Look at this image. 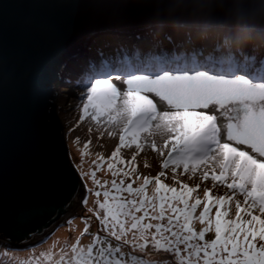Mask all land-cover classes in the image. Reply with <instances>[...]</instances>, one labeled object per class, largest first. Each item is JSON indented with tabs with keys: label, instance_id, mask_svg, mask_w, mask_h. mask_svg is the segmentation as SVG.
<instances>
[{
	"label": "snow or ice",
	"instance_id": "6c2138e0",
	"mask_svg": "<svg viewBox=\"0 0 264 264\" xmlns=\"http://www.w3.org/2000/svg\"><path fill=\"white\" fill-rule=\"evenodd\" d=\"M259 72L256 79L206 70L90 77L80 94V121L90 118L104 130L101 136L118 138L109 157L93 161L90 174L100 190L87 212L104 234L91 233V218L82 217L81 237L92 235L91 243L82 246L77 238L58 259L53 251L41 253L47 264H264V68ZM146 151L158 159L156 175L139 173L137 157ZM106 159L110 185L96 178ZM143 166L150 167L147 158ZM169 173L177 186L165 183ZM136 180L142 183L134 187ZM125 245L133 251L125 253ZM21 264L41 261L33 256Z\"/></svg>",
	"mask_w": 264,
	"mask_h": 264
},
{
	"label": "water",
	"instance_id": "95a60500",
	"mask_svg": "<svg viewBox=\"0 0 264 264\" xmlns=\"http://www.w3.org/2000/svg\"><path fill=\"white\" fill-rule=\"evenodd\" d=\"M189 19L263 33L264 0H0V239L40 242L84 205L54 107L65 59L96 32L137 35Z\"/></svg>",
	"mask_w": 264,
	"mask_h": 264
},
{
	"label": "rangeland",
	"instance_id": "374dc122",
	"mask_svg": "<svg viewBox=\"0 0 264 264\" xmlns=\"http://www.w3.org/2000/svg\"><path fill=\"white\" fill-rule=\"evenodd\" d=\"M149 30H154V29L152 28L146 29L145 31L149 34L148 32ZM163 33H168V32H163ZM137 36L138 35H135V36L126 35L123 38H116L115 36H113L110 38L107 37V39L111 41L115 37L114 39H118V42H121V41L124 42L130 39L131 40L133 39L135 41L139 40L141 42L142 41L146 42L147 44H149V47H151L152 40L149 35H148L149 37L147 35H144L142 40L136 38ZM164 38H166L165 39L166 41H169L167 39L168 36H166V34L162 35V41ZM100 41L101 40L97 42L92 41V39L87 40V43L90 44V50H89L90 53H93V50H95L96 46L100 44ZM165 46H168V45H165ZM165 46H162V47H165ZM201 49H204V48H201ZM166 50H171V48H167ZM111 52H114V51H111ZM195 57L197 59H200L201 56L195 53ZM242 58L240 57L239 60L241 61ZM243 59H245L246 61V66H243V67L247 68L244 74L251 76L254 79L258 78V76L255 75L254 73L257 70L256 66L258 67L262 64L261 60L258 59L260 61V63H258L254 58H243ZM238 61L234 63V65H236V67L238 66L241 67V63ZM161 70L171 71V68L164 67V69H161ZM195 70H191V71H195ZM158 71L160 70H150V72H142V71L133 69V70H130L129 73L127 71L124 72L126 74H122L123 72L120 71L117 74L107 73V75H103V73L102 74L98 73V75L95 74V76L97 78H108L109 76L114 78L117 75H119L121 79H126L129 74H156ZM206 71L208 70L206 69ZM209 72L212 74H222L220 73L219 70H215L213 72L209 71ZM223 74L229 75V72L223 73ZM232 75H235V74H231L229 76H232ZM83 78H85V76ZM83 78H80V79L83 80ZM113 82L117 83L118 87H121L122 91L126 87V86L121 85L120 82L116 81L115 79H113ZM56 86H57L56 87L57 90H55V96L57 95V97L54 98L55 111L57 114V118L60 120L63 131H64V138H65V141L67 142V146H68L67 149L69 150L70 157L72 161L74 162V164L76 165L77 167L76 169L79 170V173L81 174L83 181L86 185L87 204L86 205L84 204L82 207H80L77 210V213H75L73 217L70 218L72 219L70 224L64 222L63 225L57 228L53 233L49 235L47 234L46 236L48 237L47 239L43 238L40 242H37L35 244H30L28 246H23L20 248V247H17V245L11 244L10 242L6 240L0 239V262H2V264H21L22 261L29 260L33 256L39 258L41 261V264H47L46 259L41 256V253L53 251L56 253L55 258L58 259L60 249L64 247L65 244L75 243L77 238H80V243L82 246H87L89 243H91L93 236L89 234H85L81 237V232L83 231L85 227L84 220L82 219V217L84 216H88L91 218V223H90L91 233L93 234L99 233L100 235L104 234L101 231L99 221L93 216L92 213L87 212V208H95V200L97 198L94 195V193L96 190H100L98 189V186L95 185V183L93 182L90 174L96 168V165L93 163V161H97L98 157L101 155L104 156L105 158L109 157L111 152L115 150V147L118 144V138L109 137L106 132L104 133L103 136H101L100 133L103 132L104 130L102 128L97 130L96 125L93 122H91L90 118H86L83 122L80 121V116L82 115V111L80 107H78V105L81 104V96H79L77 92L78 91L77 88H79L78 84L71 86L70 88H68V86H63L62 84L56 85ZM83 91H85L84 85L82 86V92ZM153 98L156 99L155 97ZM158 106H160L159 102H158ZM89 128L92 129L91 132H89ZM89 139H91V144L89 145L87 149H85L84 144ZM122 151L124 152V155L126 158L130 157V153L128 151L126 150H122ZM108 162L110 161L106 159L103 164V167L97 170L96 178L100 179L101 181H108L110 185V182L113 179V177L111 173H109L107 170ZM137 162L139 164V173L141 175H156L161 170L158 160L151 170L142 166L140 157H137ZM121 178L123 177H116L115 179H117V182H119ZM133 179H135V176L125 178V183L127 184L128 182H131V180ZM162 179H165V178H162ZM188 182L190 183V185L194 186L195 183H197L198 181L193 180V181H188ZM140 183H142V180H136V183L133 186L136 187ZM165 183L171 186H177L175 182L171 179L170 173H169L168 178L165 179ZM206 183L208 184V186H210V182H206ZM154 187H155L154 184L149 185L148 187L149 195L153 194ZM89 189H91V191H89ZM198 194L201 196V198H203V185L201 189L198 190ZM217 194H223V192L221 191L217 193L214 190V195H217ZM100 199L102 200L103 196H101ZM200 210L202 209L197 210V214L199 213ZM214 213H215V209H213V215ZM234 217H235V207L233 205L229 218H234ZM66 221H69V219ZM202 227L203 225H200L198 221L195 222V228L197 230H200ZM131 238H132L131 234H129V239ZM212 238H214V232L206 234V239H212ZM123 251L125 253H128L133 250L129 246L125 245L123 248ZM149 251H151V248H149ZM136 254L140 255L139 253H136ZM156 258H159L162 260L172 259L170 256L164 253H157Z\"/></svg>",
	"mask_w": 264,
	"mask_h": 264
},
{
	"label": "bare ground",
	"instance_id": "6f19581e",
	"mask_svg": "<svg viewBox=\"0 0 264 264\" xmlns=\"http://www.w3.org/2000/svg\"><path fill=\"white\" fill-rule=\"evenodd\" d=\"M177 26L182 28L186 27V25ZM221 26L222 25H215L211 27L217 30L225 29ZM151 28L154 30H149V34L145 31L146 29H143L137 34L138 36L136 37L142 40L144 35H149L152 40L151 47H149V44H147L146 42H141L139 40L135 41L133 39L126 41V44H123L124 42L122 41L118 42V39H114L115 37L123 38L124 36H126V34L123 33L124 31L120 30H114L113 32H116L114 34L110 33L104 35L98 34L96 32L92 36L88 37L87 40L92 39V41L96 42L99 40H101L100 42L107 41L109 42V44L104 43L103 46L99 47L100 51L98 50L90 53V44H88L86 41V44H84L78 52L67 57L58 71L59 78L56 82L54 81L53 83L52 87L54 92L55 90H57L56 85L62 84L63 86H68V88H70L71 86L78 84L79 88H77V92L80 96V94L82 93V86L86 84L89 78L95 76V74L98 75V73L102 74L104 72L109 74H117L118 72L122 71V74H126L124 72L127 71L129 73V71L133 69L144 72V69L158 70L164 67H168L171 69L179 67H195L201 70H208L211 68H217V65H221V70H239L243 72L245 71V69L242 67L243 64L246 66V61L243 58H254L258 63H260V61L258 60L260 59L261 62H264V32L256 33V31H254L256 48L255 50L247 51L244 56H241V58L243 57L242 60L238 61L241 63V67H236L234 63L224 64L218 62L216 59L218 52L217 50H214L212 48L201 49L177 44L175 42V34L169 31L166 26ZM163 34H166V36H168L167 39L169 41H166V38H164L162 41ZM113 36H115L113 38L114 40L112 39L110 41L109 39H107V37L110 38ZM165 45H168L170 47ZM167 48H171V50H166ZM195 53L201 56L200 59H197L195 57ZM157 65H159V67H157ZM261 68H264V63H262L260 67H258V69ZM256 74H258L259 76L260 72H257ZM84 76L85 78H83ZM80 78H83V80H81ZM54 97H57V95H54ZM139 157L141 159L142 166L144 159L147 158L150 165V167L147 168L149 170L153 168L158 160L155 154L151 151H148L145 154L141 153Z\"/></svg>",
	"mask_w": 264,
	"mask_h": 264
},
{
	"label": "clouds",
	"instance_id": "9594fccd",
	"mask_svg": "<svg viewBox=\"0 0 264 264\" xmlns=\"http://www.w3.org/2000/svg\"><path fill=\"white\" fill-rule=\"evenodd\" d=\"M186 8L191 7L186 5ZM205 24L189 19L186 27L168 24L166 28L175 34V42L179 45L194 48H212L217 50L218 62L224 64L236 63L247 51L255 50L256 40L254 29L242 21L232 22L227 28L217 30Z\"/></svg>",
	"mask_w": 264,
	"mask_h": 264
},
{
	"label": "trees",
	"instance_id": "16d2710c",
	"mask_svg": "<svg viewBox=\"0 0 264 264\" xmlns=\"http://www.w3.org/2000/svg\"><path fill=\"white\" fill-rule=\"evenodd\" d=\"M104 43H107V44H109V42H107V41H105V42H100V44H98L97 46H96V49L95 50H93V52H95V51H100V49H99V47L100 46H103L104 45ZM123 44H126V41H124V43ZM57 80H55V82H56ZM56 85V84H55ZM72 219H70L69 221H71Z\"/></svg>",
	"mask_w": 264,
	"mask_h": 264
}]
</instances>
